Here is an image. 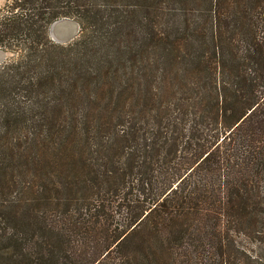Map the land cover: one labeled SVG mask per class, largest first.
Listing matches in <instances>:
<instances>
[{
    "label": "trees",
    "instance_id": "obj_1",
    "mask_svg": "<svg viewBox=\"0 0 264 264\" xmlns=\"http://www.w3.org/2000/svg\"><path fill=\"white\" fill-rule=\"evenodd\" d=\"M0 47V264H262L264 0H7Z\"/></svg>",
    "mask_w": 264,
    "mask_h": 264
},
{
    "label": "rangeland",
    "instance_id": "obj_2",
    "mask_svg": "<svg viewBox=\"0 0 264 264\" xmlns=\"http://www.w3.org/2000/svg\"><path fill=\"white\" fill-rule=\"evenodd\" d=\"M6 2L7 0H0V9L4 7ZM48 34L53 41L61 43V44H66L68 42L75 40L81 34V26H80L79 21L76 20L75 18L62 17V18L57 19L50 25ZM16 57H18L17 52H14L12 50H7V49L0 47V64H2L3 62L9 59H15ZM251 240L252 239L248 241L243 240L245 242L244 245L246 249H250V251H255V250L257 251V248L259 247L258 246L259 243L255 242L254 238L252 241ZM261 263L264 264V261H261Z\"/></svg>",
    "mask_w": 264,
    "mask_h": 264
}]
</instances>
